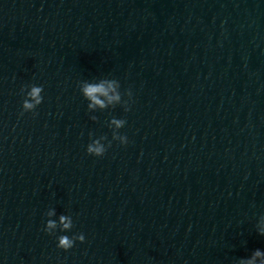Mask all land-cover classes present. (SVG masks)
<instances>
[{"label": "water", "instance_id": "obj_1", "mask_svg": "<svg viewBox=\"0 0 264 264\" xmlns=\"http://www.w3.org/2000/svg\"><path fill=\"white\" fill-rule=\"evenodd\" d=\"M112 79L129 110H88L83 85ZM100 136L111 146L87 154ZM0 159L39 264L264 251V0H0Z\"/></svg>", "mask_w": 264, "mask_h": 264}, {"label": "clouds", "instance_id": "obj_2", "mask_svg": "<svg viewBox=\"0 0 264 264\" xmlns=\"http://www.w3.org/2000/svg\"><path fill=\"white\" fill-rule=\"evenodd\" d=\"M120 84L116 79L112 80H102L99 83H86L81 88V95L82 97L88 101L87 109L91 110L96 107L101 109L112 105L115 107L118 104L123 102L124 110L128 111V102L122 100L121 92L119 91ZM43 92L42 86L32 85L30 90L27 93L28 99H25L22 102V107L25 112H33L38 105H40L43 101V96L41 95ZM131 92L125 91L124 96L131 98ZM103 97L104 99H101ZM107 101V103L105 102ZM23 115V113H21ZM90 119L95 120L96 117H90ZM110 123L115 126V129L119 130L122 128L126 121L124 119H111ZM91 138L92 134L89 133ZM105 136H100L96 139H91V142L86 146V153L92 156L100 157L103 156L106 152L107 148L111 146V141L107 144L102 143L105 141ZM112 140L119 141L121 145L126 144L127 137L124 135H120L118 131L112 132ZM54 213L49 211L47 213L48 216L53 215ZM59 222L64 230H70L73 226L71 217L67 215H61L59 217ZM56 228V222L49 219L46 221V225L44 227L45 233L51 235L52 229ZM257 234L264 236V215H261L258 219L256 224ZM84 235L82 233L75 234V236H67V235H59L57 237L56 247L62 249L64 251H68L72 247H74L75 242H84ZM260 260V264H264V251L260 249H256L252 252L251 256L248 258H241L239 259L236 264H256L257 260Z\"/></svg>", "mask_w": 264, "mask_h": 264}]
</instances>
